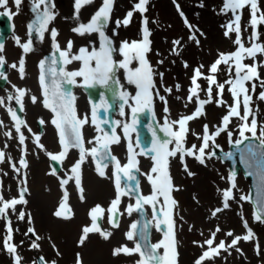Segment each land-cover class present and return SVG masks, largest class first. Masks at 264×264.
Masks as SVG:
<instances>
[{
    "label": "rangeland",
    "instance_id": "1",
    "mask_svg": "<svg viewBox=\"0 0 264 264\" xmlns=\"http://www.w3.org/2000/svg\"><path fill=\"white\" fill-rule=\"evenodd\" d=\"M33 1V0H30ZM139 0H114L112 12L110 14L109 21L104 29L105 35L112 41V47L116 49L113 52V59L120 61L123 57L120 55L119 48L122 42L127 41L129 44L132 42H140L143 40V29L147 27L150 35L148 37L150 41V51L146 54V58L153 69V82L155 88L154 92L155 105L161 110L164 115V119L178 120L182 116H188L193 114L198 107L197 97L199 100H207L208 94V82L204 77L209 75H215L217 84H224V91L222 95H217L218 89L216 85L212 86V103H207L203 107V115L198 119H194L188 122L189 133L184 140V147L191 148L196 145L197 148L202 143L201 137L204 133V125H208L209 133H215L219 128L224 127L222 118L228 114L229 105L233 104V97L228 90L231 85L225 84L226 80H235V63L230 61L231 70L229 65L221 64L218 66L216 73L209 71L210 66L214 63L221 53L230 54L236 52L239 45L234 43L236 40V33L230 32L228 36H225L227 31V25L231 23L235 16L233 12L223 10L224 0H148L145 5L146 11L140 13L134 9V5ZM25 8H33V4L24 2ZM103 0H92V3L83 5L78 13L75 12V0H48V6L50 11L54 14V18L48 24V30L45 31L44 37L38 43L42 45H48L50 42H58L55 37L53 40L51 30L55 29L58 33L59 26H62V41L63 48H67L65 42L72 39L74 42L76 38L72 34V38L68 36L69 33L65 32L63 19L69 16V20L72 23V27H77L79 24H87L92 15L102 6ZM258 11L256 17L264 15V0H256ZM14 0H10L3 6H0V10L14 9ZM179 6V11L177 9ZM17 7V6H16ZM44 6L41 5V8ZM90 7V11L87 12V8ZM40 8V9H41ZM21 9V7H18ZM23 9V7H22ZM132 12V16L127 25L120 24L117 26V21H123L127 17L128 12ZM183 13V16H181ZM235 15L240 16V39L245 48L252 47L253 44L264 47V23H257L255 26L251 24L252 9L250 5H245L242 9H237ZM60 19L57 22V19ZM147 20V25L143 23ZM185 19L191 28L186 26ZM57 23L59 26H57ZM59 28V29H58ZM255 33V36L253 35ZM190 36H194L195 39H190ZM83 41H88L85 49L88 52L99 50L101 38L98 33H85L80 35ZM180 41L178 45L174 44V41ZM198 41V43L196 42ZM72 44L70 55H79V47L76 43ZM60 44V43H59ZM175 49V51H173ZM37 52H34V57L37 56ZM244 59L242 64L248 66H254L256 68V77L250 81L245 82V87L248 89V94L252 96L250 108L252 114L257 122L256 137H260L261 128H264V100L259 99V94L264 91V53L257 52L255 58L247 57L244 53ZM78 63L80 61L73 60ZM81 63V62H80ZM187 65V66H185ZM94 66V63H93ZM138 61H133L129 67H138ZM199 69L203 76L197 80L200 88L197 90V96H193L192 100H188L189 89L192 87V77L194 71ZM247 69L241 73L244 75ZM162 74V75H161ZM125 76L123 69L117 68L115 72V78L117 80ZM124 85L129 84L125 77L120 81ZM255 84V90H252V85ZM179 86V87H177ZM165 89H171V92H166ZM159 93V96L156 93ZM163 96L167 101L168 111L165 112V103L159 99ZM222 99L223 105L218 106L216 100ZM242 99V97H241ZM240 113L243 115V105L241 104ZM252 116H249L248 123L250 124ZM244 123L239 117H230V123L227 129L221 132L218 136H215L214 141H209V148L206 149L205 163L200 164L194 157L185 156L184 164L187 169L194 175L189 176L184 170V166H174L175 174L174 179L177 183V198L179 205L175 214V233L177 241V264H195L196 260L201 257V253L207 251L209 246L205 244L207 239H213L212 247H216L221 241L225 245L231 244L232 238L227 235L228 231L238 234L239 236L247 235L250 229L253 236L250 240H240L235 247L228 248L227 251L220 250L219 255L212 257L211 259H205L202 264H264V222L254 219L253 207L249 199L242 200L241 197H249V180L246 179L241 172L234 176L233 180H230L231 175L229 171V165L227 162H223L218 156L213 155L211 158L207 156V153L212 152L214 146L227 150L228 146L240 140L242 137L239 133V125ZM203 128V129H202ZM228 132L232 133L231 143L228 136ZM195 133V135H193ZM244 135L252 134L245 132ZM41 167L40 175H42ZM91 177L95 178L92 174ZM86 185L91 190L89 183ZM96 180V178H95ZM99 181V182H97ZM97 183L103 184L107 192L92 191L88 201L80 205L82 208L92 202H103L111 194L112 190L107 180H96ZM233 183L235 187H233ZM141 189L144 196L152 194V186H148L146 178L142 177ZM231 189L233 199L228 201L229 207L223 211L217 213L216 216L212 215V212L217 208H223V192ZM100 192V193H99ZM41 194H33L30 199V204L27 203L26 209L31 208L33 213H37V207H40L47 212L48 224L30 225L34 228L36 235H33L30 242L26 240L25 230L20 226H16V236L14 246L17 247L16 254L22 256L24 259L28 257L26 255L40 254L42 258L53 264L52 259L59 260V256H64L62 240L66 241L68 237L62 232L64 225H69L72 222L76 224L75 230L70 236V245L67 248V255L65 259L72 264L75 254L79 253L83 261L86 264H99L100 256L104 259H109L110 264H132L128 260V257H114L109 258L112 252L113 245L121 241L122 245L128 248L135 246L134 240L127 239L125 233L126 226L123 228L112 227L106 231L110 232L111 236L105 240L98 234L89 236V239L85 241L83 246L78 245L79 236L82 234L80 222L81 220L73 217L69 221H61L52 219L51 209L55 205V200L52 199L50 204L44 205L45 200H42V196H46V191L41 189ZM58 195L57 191H54V198ZM160 204L157 205L159 208ZM149 219L152 221V234L151 242L153 244L163 240L162 230L157 231L154 225V219L152 216L151 205H145ZM8 212V210H6ZM129 215V217H131ZM247 222V228L244 226V222ZM58 226V228H56ZM54 227L56 231H54ZM219 228L220 231L216 232ZM28 230V229H27ZM130 230V227H129ZM45 239V246L39 245V248H32L33 242L36 243V237L40 236V233ZM216 232L215 237L212 233ZM28 233V231H27ZM5 234V233H4ZM2 225H0V245L5 242ZM29 234V233H28ZM116 237L117 240L112 238ZM52 239L56 244H50L48 239ZM2 240V242H1ZM29 243V244H28ZM99 244L101 249L95 252L94 256L87 254L88 248L92 244ZM239 248L240 251L236 249ZM37 249V250H34ZM34 250V251H33ZM164 252V249H159ZM9 252L0 249V256H9ZM96 255V256H95ZM134 263L140 259L138 254H134ZM62 257L60 259H62ZM52 258V259H51ZM133 260V257H131ZM4 264H8L4 259ZM56 264V262H55Z\"/></svg>",
    "mask_w": 264,
    "mask_h": 264
},
{
    "label": "snow or ice",
    "instance_id": "2",
    "mask_svg": "<svg viewBox=\"0 0 264 264\" xmlns=\"http://www.w3.org/2000/svg\"><path fill=\"white\" fill-rule=\"evenodd\" d=\"M22 0H14L17 8L21 4ZM7 3V0H0V6H3ZM92 3V0H75V12L78 15L81 7L86 4ZM114 0H103L102 6L92 15L90 21L87 24H79V26L74 27L72 29L73 32L84 35L85 33H98L101 38L100 48L99 50H93L88 52L87 49L81 48L79 50V55H70L72 49V41H68L67 50L60 51L59 46L55 43L53 47L56 48L57 51L60 52V58L63 64H70L73 60L82 61V66L76 71H65L63 67L59 69L57 72L56 69L52 67H48L45 69V61L42 60L40 62L41 74L39 77L40 86L45 97L44 106L46 108L51 107V110L57 113L59 117V122L57 119H53L52 123L57 127L58 134L60 136V144L64 149L58 155H53L51 153H47L53 160H58L66 155V151L68 147H76L80 150V159L72 166L70 169L72 176H69L68 179H61L60 184L63 188L64 185L69 183L70 179L74 178L75 185L77 190L82 194V174H81V165L85 160L86 151L96 158L97 149L93 148L91 150H85L83 147V140L80 134V127L87 123V119H78L76 117L75 108H74V100L75 97L72 96L71 92L61 91V83L75 84L76 77L83 78V86L91 88L96 85L103 87H111V85H119V81L115 78V72L117 68L123 69L125 72V78L129 84L135 85L137 91L134 96H130L127 91L119 90L117 92L118 98L123 102L120 105V114L124 115V105L129 104V100L134 102L135 106L129 105L131 107V111L133 114L132 124H124L123 129L125 132V136L127 137L129 131L135 130V125L137 123L136 116L139 112L144 111V109H148L151 111V105L153 101V92L152 89L155 88V84L153 82V69L150 66L146 54L150 51V41L148 39L150 33L147 27L143 29V40L140 42H132L129 44L127 41L122 42L119 48L120 55L123 57L120 61H115L113 59V52L116 51L115 48L112 47V41L105 35L104 29L107 26V23L110 18V14L112 12ZM148 3V0H139L137 4L134 5V9L139 11L140 13H144L146 11L145 5ZM41 5H43V10L41 11ZM245 5H250L252 9V20L251 24L255 26L257 23H264V15L259 18L256 17V12L258 11L256 0H224L223 10L230 9L235 19L229 23L227 27V31H225V36H228L230 32L236 33V40L234 43L239 45V48L236 52L230 54L221 53L218 59L212 63L209 68L211 73H216L218 70V66L221 64L229 65V69L231 70L230 61H234L235 63V80H226L225 84L231 85L228 89L233 97V104L229 105V112L222 118L224 127L219 128L215 133L210 134L208 125H204V133L201 137L202 143L197 148L196 145H193L191 148L184 147V140L186 134L188 133V122L194 119H198L201 115H203V107L207 103H212V86L216 85L218 92L217 95H222L224 91V84H217V80L215 75H209L204 77L208 82V99L207 100H199L197 97L198 107L194 111L193 114L188 116H182L179 120L172 121L169 123L165 120L164 126L161 128V131L165 133V136L170 137L171 139L159 140L156 136V133H152V148L148 149L149 152L154 153L151 157L153 160V167L151 169V173L156 174L155 176L149 174L148 180L152 185V194L149 196H142L138 194L139 185L135 188H128L126 185L122 189L121 187V174L126 180H136V177L132 174L133 170L139 172V169L136 167L137 161L135 160V155L132 154V146L129 144L128 151L130 153L129 161L127 164L121 166L119 161L115 160V157H111L113 161H115V171L113 176L115 177V186H116V197L110 203L109 208L107 209L109 213L108 222L112 227H119V216L123 213L120 212V204H121V196L130 195L136 193V203L135 205L129 204L125 209L128 215H131L133 211L141 212L143 210L144 205H151L152 207V216L156 221L157 231H160L161 225L166 226V230L164 231V239L159 241L156 244L148 243V235H147V227L151 223L150 221H145L144 226L138 228L137 223H133L130 226V230L125 233L127 239L134 240V235L138 236L139 239L134 240L135 246L133 248H128L125 245H122L118 248L113 249L112 255L118 256L121 253L124 255H134L138 254L140 259L136 261V264H177V241L175 238V220L173 218L172 210L170 206H175L176 201L171 198L170 193L175 189V186L172 184L171 177L168 174V166H169V158L176 157L179 155L181 163H184V157L190 156L194 157L200 164L205 163L206 149L209 148V141H214L215 136H218L221 132L227 129L228 124L230 123V117H239L240 120L244 121V123L239 125V133L242 138H245V132H250L253 137H256L257 131V122L255 117L252 114V110L250 108V103L252 101V96L248 94V89L245 87V82L252 80L256 77V68L254 66H248L242 64V60L245 58L244 53L247 54V57L255 58L257 52L264 53V47L253 44L252 47L245 48L241 43L240 39V16L235 15L237 9H242ZM177 9L179 11V6L177 5ZM33 11L35 13V17L32 22L29 23L28 29L29 32H35L38 36L42 37L43 33L48 30L49 22L54 18V14L50 11L48 6V0H33ZM132 12L127 13V17L123 21H117V26L120 24L127 25L132 16ZM0 15H8L9 17L12 15L11 13H0ZM183 16V13H181ZM145 25H147V20L143 21ZM185 24L189 28L191 25H188L187 20L185 19ZM51 35L53 40L55 41V37L57 36V31L55 29L51 30ZM255 36V33L253 34ZM190 39H195L194 36H190ZM198 43V41H196ZM19 43V40H17ZM174 44L178 45L180 41H174ZM24 52L27 53L31 50L30 43L22 45ZM3 50V45L0 44V51ZM175 51V49L173 50ZM133 61H138L139 66L135 68L129 67ZM94 62V66H93ZM4 59L0 56V65H3ZM52 63H57V61L53 60ZM187 66V65H185ZM13 68L17 66L15 64L12 65ZM247 69L244 75H241L244 70ZM19 71L21 73V78H23L24 74V61L21 59ZM162 75V74H161ZM49 76L52 77L49 80ZM59 76L62 78L61 80H57L56 77ZM203 76V73L199 69L194 71V75L192 77V87L189 89L188 100L191 101L193 96H197V90L200 88V85L197 83V80ZM0 77H4V74L0 72ZM264 83V82H262ZM179 87V86H177ZM255 84L252 85V90H255ZM166 92H171V89H165ZM19 95L15 97L17 103L21 102V97L25 95L23 90H18ZM159 96V93H156ZM242 97V99H241ZM13 97H9L12 99ZM51 98L52 103H49V99ZM159 99L165 103V112L168 111L167 101L163 96H160ZM259 99L264 100V91H261L259 94ZM33 103H36V97H32ZM100 103L94 104L92 106V122L96 124L97 122V112L100 108H103L105 112L108 110V104L104 99V94L101 93ZM3 101H0L2 104ZM218 106L223 105L224 101L222 99L216 100ZM241 104L243 105V115L240 113ZM21 110H23V106L21 104ZM10 114L13 119L16 121V132L20 133L19 142L20 144L24 143L25 137L21 133L20 124L22 121L15 115V112L12 109H9ZM249 116H252L251 123H248ZM102 123H108L107 120L101 121ZM43 123V121H40ZM119 123V122H114ZM71 125V135L67 132V125ZM178 125V128L174 130L173 126ZM97 128L99 129V125L97 124ZM5 135L10 136V133H5ZM107 133L105 136L107 137ZM195 135V133H193ZM228 136L231 143L232 133L228 132ZM260 140V151L257 152L251 145L243 147L240 151V159L241 162L244 163L248 168L249 175H256L258 177L260 188L258 192V208L254 212V219L257 221L264 222V128H261L260 137H257ZM38 148L44 150L42 144L39 143V136L35 137L34 141ZM113 144H118L120 142L119 138L115 135V131L113 130L111 140L109 141ZM175 145L174 148H169V144ZM235 144L240 146L243 145V140H236ZM101 147L107 149L108 143L103 144ZM142 154V153H141ZM215 155L214 152L207 153V156L211 158V156ZM231 153L226 154V158H231ZM109 153L105 151L104 158H108ZM5 153L0 151V162H4ZM21 168H27V161L23 158L19 161ZM106 166V165H105ZM13 169L16 172H19L20 169L16 168L13 165ZM184 170L187 172L189 176L194 175L191 171L187 169V166H184ZM98 175L102 178L105 177V173L100 170V166H97ZM55 175V170L51 173ZM235 173H232L229 177L230 180H233ZM22 183L26 184V181ZM235 187V184L232 185ZM28 191V188L25 186L21 189L19 198H14L12 200L5 201L3 196H0V216L6 217V210L13 209L15 210V206L18 204H26L27 201L24 198V193ZM158 197H163V204L159 208L157 205L160 204V200ZM81 199L83 196L81 195ZM233 199V195L231 189L225 190L223 192V208H217L212 212L213 216H216L217 213L227 209L229 207L228 201ZM244 199H251L250 197H241ZM68 193L65 190L62 196L61 203L59 205V209H65L64 212L57 210L54 212V215L57 218H61L64 220L71 219L72 213L71 209L67 205ZM104 210L99 206H95L90 210V217L93 221L92 225L86 226L82 229V235L79 238L78 245L83 246L85 241L88 239V235L90 233H99V235L107 240L110 236V232L104 231L97 223L99 218H102L101 214ZM25 213H19V219H25ZM29 222H31V216H28ZM245 228H247V222H244ZM28 233H32L36 235L34 228H28ZM220 229L217 228L216 232H219ZM11 226H8V236L5 238L4 247L10 254L16 253V247L9 243L11 240ZM216 232L212 233V236L215 237ZM27 234V233H26ZM228 236H232V232L227 233ZM253 233L249 229L247 235L237 236L232 239L231 244L225 245L223 241H221L216 247H212L213 239H207L205 244L209 246L207 251H204L199 259L196 260L195 264H202V261L205 259H211L214 256L219 255L220 250L227 251L228 248L235 247L240 240L248 241L252 238ZM37 240L40 239L39 236L36 237ZM32 248H39V245L35 242L32 244ZM163 248V255L159 253V249ZM240 251L239 248L236 249ZM15 264H20V257L14 255ZM41 264H43V258H40ZM55 264V262H53ZM76 264H83L82 258L79 253H77Z\"/></svg>",
    "mask_w": 264,
    "mask_h": 264
},
{
    "label": "flooded vegetation",
    "instance_id": "3",
    "mask_svg": "<svg viewBox=\"0 0 264 264\" xmlns=\"http://www.w3.org/2000/svg\"><path fill=\"white\" fill-rule=\"evenodd\" d=\"M0 13L12 14L10 17L7 15L9 17L10 33L4 38L0 37V44L3 45L0 56L4 59L3 65H0V72L6 77V79L0 77V101H3V103L0 104V151L5 153L4 162H0L1 191L6 197H16V194H20L21 189L26 186L28 191L24 193V197L27 198L29 204L33 194H41V189L49 192L46 193L47 195L52 194V192L54 194V191H57L58 195L56 198L53 197V199L56 205H60L62 196L66 190L68 193L67 205L74 213V217L79 220L84 218L83 221L89 222L91 220L89 215L90 209L96 202H92L83 208L80 206L88 201L91 192V190L87 188L85 179L87 177V184L89 180H107L112 190V165L105 164L106 166L104 165L102 167L105 177H100L91 154L86 151L85 160L81 165V184L83 193L81 194L77 190L74 178L70 179L69 183L64 185L63 188L61 187L60 180L68 179L69 176L73 175L70 169L80 159V150L76 147H68L66 155L58 160H53L46 154L47 152L58 155L64 150L60 144V136L57 127L52 123L54 118L57 120L58 118L55 112L51 110V107L46 108L44 106L45 97L39 82L41 74L39 63L43 53L50 48V43L52 42L44 46L37 42L38 39L45 36L44 34L42 37L33 38L32 34L29 32L28 25L34 15L32 7L30 9L0 11ZM4 21L3 15H0V28L4 24ZM56 39L60 41L61 36L59 33ZM17 40H19V43H17ZM28 43L31 45V50L25 53L22 45ZM34 52L38 53L36 57L33 56ZM21 59L24 61L23 78H21V73L19 71ZM13 64L17 67L13 68ZM62 67L65 71H76L80 68L79 64L73 61L70 64L62 63ZM75 80V84H70L71 94L75 97V113L78 119H87L88 121L80 127V132L84 149L91 150L101 137L105 135V131L100 127L99 129L97 128V122L96 124L92 122V108L82 89L80 83L81 79L80 77H76ZM18 90H23L25 93V95L21 97V102L19 104L15 99V97L19 95ZM130 91H132V89H130ZM9 97L13 98L9 99ZM32 97H36V103H33ZM21 104L23 110H21ZM129 105L135 106L134 102L130 100L129 104L125 106L124 115L116 113L114 116L115 122H119L118 124L115 123V126L119 134L120 142L118 144L111 143L110 150L117 161H119L121 165H125L129 161L130 153L128 151V146L131 144L132 154L135 155V160L137 161L136 167L139 169V175L142 176L144 173L151 171L153 162L148 155L142 152L141 145L145 144L148 138L140 128L135 127L134 131L130 130L127 137L125 136L123 125H131L130 117L132 111ZM9 109H12L19 120L22 121L20 130L25 137L23 144L19 142L20 133L16 132V121L10 114ZM139 114L140 118L143 120V113L139 112ZM40 121H43V123H40ZM67 128H71V125H67ZM5 133H10L11 135L8 136L5 135ZM68 134L71 135L69 132ZM37 136H39V143L43 145L44 150L38 148L34 142ZM21 158L27 161V168L20 167L19 161ZM13 165L20 169V171H14ZM43 165L42 175H40V170ZM53 170H55V175L51 174ZM90 174H92L96 180L91 177ZM23 181H26V184L22 183ZM81 195L83 199H81ZM112 196L113 195H110L105 201L97 203L104 210L101 218L102 223L109 217L107 211L109 206L105 202L112 198ZM128 200L129 197L127 195L121 196L120 212L123 214L119 216V224L123 227L129 224V215L124 212ZM79 210H81V214L78 217L77 211ZM15 222L17 224L18 220L16 219ZM27 241L30 242V240ZM26 256L28 257L26 260L33 263H37V258L42 257L40 252L38 254ZM4 259L8 261L9 257L0 256V264H4Z\"/></svg>",
    "mask_w": 264,
    "mask_h": 264
},
{
    "label": "bare ground",
    "instance_id": "4",
    "mask_svg": "<svg viewBox=\"0 0 264 264\" xmlns=\"http://www.w3.org/2000/svg\"><path fill=\"white\" fill-rule=\"evenodd\" d=\"M89 11H90V7L87 8V12H89ZM90 19L88 20V22L90 21ZM83 23H85V22H83ZM63 25H64L65 32L69 33V35H72L73 34V36L79 42H81V43L83 42L82 38H80V34H77V33H75V32L72 31L73 27H72V23L69 20V16H66L64 18ZM89 185H90V188H91L92 191H96V190H101L102 192H106L107 191L106 187L103 184L97 183L94 180H89ZM53 195L54 194L52 192V194H48L45 197L42 196V200L43 201L45 200L44 205H47V204H50L51 203V201H52V199L54 197ZM36 210H38L37 213L35 214L36 224L37 225L39 224L41 226L47 225L48 224L47 223L48 222V219H47V212H46V210L42 209L41 206L40 207H37ZM77 213H78V217H79L80 214H81V210L77 211ZM56 228H58V226ZM56 228L54 227L53 230L56 231L57 230ZM75 228H76V224L74 222H72L69 225H67V224L64 225L62 227V229H61L62 232L68 237V239L66 241L62 240L63 243H67V244H63V250H62L63 252L62 253L65 254V255H67V253H68L67 248H68V246L70 245V242H71L70 241V236H71V233L73 232V230H75ZM228 232H233V231H228ZM237 236H239V235L233 233V235L231 236V238L234 239ZM48 242H54V241L49 238L48 239ZM55 244H56V241H55ZM97 248H98V251H99L101 249V246L99 244H95V243L92 244L88 248L87 254L89 256H94L95 252L97 251ZM201 254H203V252ZM64 256L62 257V259H60V261H59L58 264H69V261L67 259H65ZM114 257H117V256H114ZM132 257H133V255H132ZM109 258H112V256H110ZM97 259L99 260V264H110V262H111L109 259L106 260V259H104L103 256H100V255H99V258H97Z\"/></svg>",
    "mask_w": 264,
    "mask_h": 264
},
{
    "label": "water",
    "instance_id": "5",
    "mask_svg": "<svg viewBox=\"0 0 264 264\" xmlns=\"http://www.w3.org/2000/svg\"><path fill=\"white\" fill-rule=\"evenodd\" d=\"M251 145L257 152H259L261 149L259 147L260 143L257 139L255 138H247V139H244L243 140V145H233L230 149V151L228 153H231V158H226V154L228 153H223V152H220L222 154V157L226 160H229L230 163H231V166H232V170L235 172L238 168V163L241 164L242 166V169H243V172L244 174L249 177L251 179V184H252V195H251V199H252V202L255 206V209L257 210L258 208V192H259V188H260V183H259V180H258V177L256 175H249L248 174V168L247 166L241 162V159H240V151L243 147H246V146H249ZM144 226V223L143 221L141 220L140 222V225L138 226V228L140 227H143Z\"/></svg>",
    "mask_w": 264,
    "mask_h": 264
}]
</instances>
